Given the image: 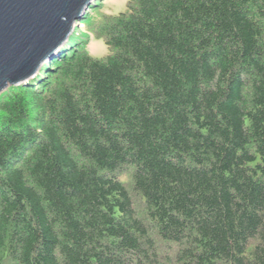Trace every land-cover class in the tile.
I'll return each mask as SVG.
<instances>
[{"label": "trees", "instance_id": "obj_1", "mask_svg": "<svg viewBox=\"0 0 264 264\" xmlns=\"http://www.w3.org/2000/svg\"><path fill=\"white\" fill-rule=\"evenodd\" d=\"M101 5L0 95V264H264V0Z\"/></svg>", "mask_w": 264, "mask_h": 264}, {"label": "water", "instance_id": "obj_2", "mask_svg": "<svg viewBox=\"0 0 264 264\" xmlns=\"http://www.w3.org/2000/svg\"><path fill=\"white\" fill-rule=\"evenodd\" d=\"M95 1L0 0V95L36 76Z\"/></svg>", "mask_w": 264, "mask_h": 264}, {"label": "rangeland", "instance_id": "obj_3", "mask_svg": "<svg viewBox=\"0 0 264 264\" xmlns=\"http://www.w3.org/2000/svg\"><path fill=\"white\" fill-rule=\"evenodd\" d=\"M127 1L128 0H96L95 2L98 5H95V8L93 9H89L90 12L93 11V13L88 14L86 19H84V17L82 20L78 21V26L74 28V31L69 39H77L80 45H82L84 48L86 46L87 51L93 57L103 58L108 53V47L105 41L102 38H98L93 34L89 33V30H87L86 26L89 24V22L91 26L92 22H94L100 17L101 13L99 11L103 6L101 5L102 3L106 4L104 7L107 13L118 14L119 12L126 10ZM39 75L40 73L38 72L33 78H37ZM43 79L44 77L41 78L39 81H42Z\"/></svg>", "mask_w": 264, "mask_h": 264}]
</instances>
